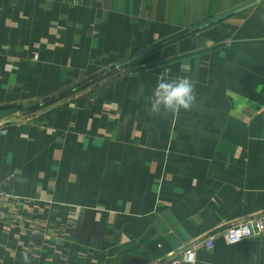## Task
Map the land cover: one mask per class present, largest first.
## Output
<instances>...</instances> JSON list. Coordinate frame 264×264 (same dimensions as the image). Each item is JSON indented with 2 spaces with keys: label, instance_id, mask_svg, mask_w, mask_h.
Listing matches in <instances>:
<instances>
[{
  "label": "crops",
  "instance_id": "0c3cea01",
  "mask_svg": "<svg viewBox=\"0 0 264 264\" xmlns=\"http://www.w3.org/2000/svg\"><path fill=\"white\" fill-rule=\"evenodd\" d=\"M166 68L191 111H150ZM0 123V264H161L264 209V0H0Z\"/></svg>",
  "mask_w": 264,
  "mask_h": 264
},
{
  "label": "built area",
  "instance_id": "2783aa9c",
  "mask_svg": "<svg viewBox=\"0 0 264 264\" xmlns=\"http://www.w3.org/2000/svg\"><path fill=\"white\" fill-rule=\"evenodd\" d=\"M115 69L120 68L117 66L113 70ZM17 119H20V117ZM4 131L5 126L3 123H0V146ZM241 232H246L248 235L234 243L233 241L236 236ZM218 237L224 239L229 245L237 244L245 239H260L264 237V209L251 215L241 217L226 224L220 229H213L191 240L181 250L177 251V253L170 256L166 261L161 262V264H196L197 251L201 248L213 249L215 240Z\"/></svg>",
  "mask_w": 264,
  "mask_h": 264
},
{
  "label": "clouds",
  "instance_id": "9594fccd",
  "mask_svg": "<svg viewBox=\"0 0 264 264\" xmlns=\"http://www.w3.org/2000/svg\"><path fill=\"white\" fill-rule=\"evenodd\" d=\"M170 68L157 77V84L150 100V111L157 115H179L181 110L191 111L197 102L196 90L193 81L187 76L170 77ZM181 71H186L182 67ZM248 233H239L234 243L247 236ZM25 264H31L27 254L24 256Z\"/></svg>",
  "mask_w": 264,
  "mask_h": 264
},
{
  "label": "rangeland",
  "instance_id": "374dc122",
  "mask_svg": "<svg viewBox=\"0 0 264 264\" xmlns=\"http://www.w3.org/2000/svg\"><path fill=\"white\" fill-rule=\"evenodd\" d=\"M121 67H125V68H130V66H129V64H123V65H121V66H119V68H121ZM48 102H50V101H48ZM45 103H43L42 105H40V107L41 106H43ZM47 104V103H46ZM20 117V119L22 118V116H17V118H19ZM24 117V116H23Z\"/></svg>",
  "mask_w": 264,
  "mask_h": 264
}]
</instances>
